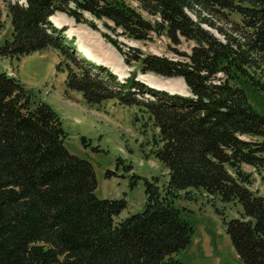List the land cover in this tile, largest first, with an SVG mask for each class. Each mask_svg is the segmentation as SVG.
<instances>
[{
  "label": "trees",
  "instance_id": "1",
  "mask_svg": "<svg viewBox=\"0 0 264 264\" xmlns=\"http://www.w3.org/2000/svg\"><path fill=\"white\" fill-rule=\"evenodd\" d=\"M3 1L10 36L0 43V57L55 51L65 88L79 92L85 103L135 107L157 129L153 155L167 169V181L159 189L145 180L142 211L114 220L124 200L96 197L93 169L65 148L58 115L2 71L0 264H186L176 252L189 243L193 224L174 199L187 189L239 203L241 215L226 221L225 232L243 264H264V199L245 186L239 169L264 164V115L246 94L264 93V81L249 73L264 66V0H133L153 20L124 0ZM56 11L81 23L85 11L134 41L150 32H164L174 43L179 36L193 41L183 59L168 58L137 47L124 51L101 33L124 64L178 77L189 95L152 87L134 71L117 78L80 56L63 27L48 20ZM203 12L229 27L215 25ZM231 13L239 20L229 19Z\"/></svg>",
  "mask_w": 264,
  "mask_h": 264
},
{
  "label": "rangeland",
  "instance_id": "2",
  "mask_svg": "<svg viewBox=\"0 0 264 264\" xmlns=\"http://www.w3.org/2000/svg\"><path fill=\"white\" fill-rule=\"evenodd\" d=\"M124 1L144 18L155 19L140 10L135 1ZM18 2L23 3L24 0ZM186 13L194 19L191 12ZM82 15L86 19L85 23L75 22L72 17L58 11L49 16L59 22L58 24L50 20L53 25L57 24L55 27H63L64 35L72 40L80 56L84 57L77 45L83 42L81 44L87 46L98 63L109 65L107 67L113 75L122 71L124 75L120 79L134 71L139 79L150 85L155 83L164 89L189 95L183 80L178 77L142 73L135 62L124 64L118 51L101 33L115 39L124 51L137 47L143 54L151 53L168 58L183 59L189 53L193 41L179 36L174 43L164 32H150L148 39L134 41L119 35V29H114L110 21L98 20L85 11ZM201 15L209 17L215 25L229 27L221 17L204 12ZM228 17L233 21L239 20L235 13ZM209 31L221 39L216 31L211 28ZM9 36L10 23L4 1L0 0V43ZM58 60L56 53L49 50L32 52L18 60L0 57V71L15 74L18 66L17 76L23 85L34 88L32 91L35 96L45 101L58 115L65 134V148L69 153L88 161L93 169L96 197L124 200V208L114 215V220L142 211L145 203L144 181H155L159 189L167 181V169L153 155L157 143V129L135 107L119 106L112 100H106L98 106L85 103L79 92L65 88V72L55 70ZM249 73L264 81V66L255 71L250 70ZM246 94L250 106L264 115V93L246 89ZM242 138L256 139L253 136ZM239 169L247 177L245 186L264 199V164L256 167L241 164ZM174 205L184 208L193 224V235L189 243L176 252L181 261L186 264H243L225 232L226 221L241 215L242 208L239 203L221 202L216 196H210L201 190L187 189L177 193Z\"/></svg>",
  "mask_w": 264,
  "mask_h": 264
},
{
  "label": "bare ground",
  "instance_id": "3",
  "mask_svg": "<svg viewBox=\"0 0 264 264\" xmlns=\"http://www.w3.org/2000/svg\"><path fill=\"white\" fill-rule=\"evenodd\" d=\"M51 18V21H53L55 18H53V17H50ZM54 23H58L59 24V22L57 21V20H54L53 21ZM56 26H57V24H56ZM83 56L84 57H86L84 54H83ZM87 58V57H86ZM89 59V58H88ZM92 60L94 59L93 57L91 58ZM91 59H89V60H91ZM91 60V61H92ZM95 62V61H94ZM98 63V62H97ZM100 64V63H99ZM102 64H104V63H102ZM104 65H106V64H104ZM107 66H109V65H107ZM112 71H113V69H112ZM115 72V71H114ZM119 72V74H117V72H115L116 73V75H118L117 77L118 78H120V77H122L123 75H124V73L122 72V71H118ZM126 77V76H125ZM124 78V77H123ZM138 78V77H137ZM122 79V78H121ZM141 80V79H140ZM144 83H146V84H148V85H150L149 83H147V82H145L144 80H142ZM150 81V80H149ZM181 81H182V79H181ZM151 82V81H150ZM183 82V81H182ZM181 82V83H182ZM152 84V83H151ZM150 86H152V87H155V88H158V89H163V90H166V91H169V92H173L172 90H169V89H164L162 86H160V85H157V84H155V83H153L152 85H150ZM174 93H178V92H174ZM179 94H185V93H179Z\"/></svg>",
  "mask_w": 264,
  "mask_h": 264
},
{
  "label": "crops",
  "instance_id": "4",
  "mask_svg": "<svg viewBox=\"0 0 264 264\" xmlns=\"http://www.w3.org/2000/svg\"><path fill=\"white\" fill-rule=\"evenodd\" d=\"M80 43V42H79ZM81 43H83V42H81ZM80 43V44H81ZM80 44H78L77 45V48H78V50L81 52V54H85L86 53V57L87 58H89V59H91L92 57H94L90 52H89V50H88V48H87V46L86 45H80ZM80 45V46H79ZM49 51H52V50H49ZM95 58V57H94ZM92 61H97V62H99L98 60H95V59H93ZM106 62V61H105ZM16 69V72H15V76L18 78V76H17V71H19V69H18V66L15 68ZM18 80L20 81V79L18 78ZM21 82V81H20ZM30 89H34V88H30ZM51 93V92H50ZM42 100V99H41Z\"/></svg>",
  "mask_w": 264,
  "mask_h": 264
},
{
  "label": "water",
  "instance_id": "5",
  "mask_svg": "<svg viewBox=\"0 0 264 264\" xmlns=\"http://www.w3.org/2000/svg\"><path fill=\"white\" fill-rule=\"evenodd\" d=\"M49 20H51L50 17H49Z\"/></svg>",
  "mask_w": 264,
  "mask_h": 264
}]
</instances>
